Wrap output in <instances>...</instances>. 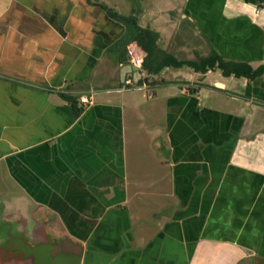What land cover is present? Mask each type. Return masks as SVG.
Returning <instances> with one entry per match:
<instances>
[{
  "label": "crops",
  "instance_id": "crops-1",
  "mask_svg": "<svg viewBox=\"0 0 264 264\" xmlns=\"http://www.w3.org/2000/svg\"><path fill=\"white\" fill-rule=\"evenodd\" d=\"M93 3L178 60L264 65V0H0V221L56 228L81 264H264V76L148 75ZM90 91L74 118L60 94Z\"/></svg>",
  "mask_w": 264,
  "mask_h": 264
},
{
  "label": "trees",
  "instance_id": "trees-1",
  "mask_svg": "<svg viewBox=\"0 0 264 264\" xmlns=\"http://www.w3.org/2000/svg\"><path fill=\"white\" fill-rule=\"evenodd\" d=\"M93 4L101 8L109 18L124 27L122 36L114 43L111 51L117 52L119 60L124 63L128 58L127 46L130 43H134L142 57V69L148 75H157L168 67L181 68L187 66L198 73H206L208 70L217 68L225 77L233 75L236 78L242 77L248 80L264 76V65L252 68L244 62L225 61L214 51H211L208 56L197 60H178L159 47L157 43L158 33L149 28L141 27L135 14L121 15L103 3ZM60 96L68 104L74 118L82 113L83 108L79 104L77 97L66 93H61Z\"/></svg>",
  "mask_w": 264,
  "mask_h": 264
},
{
  "label": "flooded vegetation",
  "instance_id": "flooded-vegetation-1",
  "mask_svg": "<svg viewBox=\"0 0 264 264\" xmlns=\"http://www.w3.org/2000/svg\"><path fill=\"white\" fill-rule=\"evenodd\" d=\"M22 225L14 222L13 233L0 240V264H77L76 244L56 228L48 234L43 224L28 234Z\"/></svg>",
  "mask_w": 264,
  "mask_h": 264
},
{
  "label": "built area",
  "instance_id": "built-area-1",
  "mask_svg": "<svg viewBox=\"0 0 264 264\" xmlns=\"http://www.w3.org/2000/svg\"><path fill=\"white\" fill-rule=\"evenodd\" d=\"M129 61L133 67H135L139 71H142V57H141V55L131 53L130 57H129ZM137 83H135V84L139 88L146 89L148 87V85L146 83H141V84H139V83L137 84ZM135 84L132 82L131 79L128 78V79L123 81L121 88L126 89L129 87L135 86ZM78 102L82 106L83 109L87 108L88 106H90L93 103V92L90 91L86 94L79 96Z\"/></svg>",
  "mask_w": 264,
  "mask_h": 264
},
{
  "label": "rangeland",
  "instance_id": "rangeland-1",
  "mask_svg": "<svg viewBox=\"0 0 264 264\" xmlns=\"http://www.w3.org/2000/svg\"><path fill=\"white\" fill-rule=\"evenodd\" d=\"M14 227V222L12 220L11 222L8 220L6 222L0 221V240L3 238L5 239L9 232L13 233Z\"/></svg>",
  "mask_w": 264,
  "mask_h": 264
},
{
  "label": "water",
  "instance_id": "water-1",
  "mask_svg": "<svg viewBox=\"0 0 264 264\" xmlns=\"http://www.w3.org/2000/svg\"><path fill=\"white\" fill-rule=\"evenodd\" d=\"M75 252H76V256H77V264H80L81 261V255H82V248L80 245L76 244L75 247Z\"/></svg>",
  "mask_w": 264,
  "mask_h": 264
}]
</instances>
